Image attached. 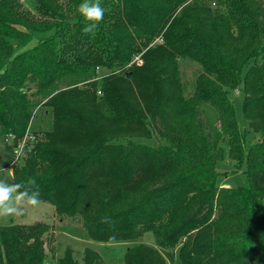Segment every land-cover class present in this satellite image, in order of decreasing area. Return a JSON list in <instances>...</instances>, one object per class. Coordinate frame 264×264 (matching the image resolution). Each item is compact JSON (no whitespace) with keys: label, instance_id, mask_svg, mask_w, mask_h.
<instances>
[{"label":"trees","instance_id":"16d2710c","mask_svg":"<svg viewBox=\"0 0 264 264\" xmlns=\"http://www.w3.org/2000/svg\"><path fill=\"white\" fill-rule=\"evenodd\" d=\"M30 2L0 0V133L33 136L11 182L34 178L94 241L133 242L123 264H264V0H101L89 33L82 0ZM180 58L199 66L188 95ZM40 106L51 126L29 132ZM226 156L247 184H216ZM51 231L0 225V264H48ZM54 264L104 262L66 247Z\"/></svg>","mask_w":264,"mask_h":264},{"label":"rangeland","instance_id":"374dc122","mask_svg":"<svg viewBox=\"0 0 264 264\" xmlns=\"http://www.w3.org/2000/svg\"><path fill=\"white\" fill-rule=\"evenodd\" d=\"M24 8L31 9L30 0H19ZM52 32V30H50ZM46 34V33H45ZM42 33H34L32 39L28 41L21 49L31 48L41 37ZM40 37V38H39ZM157 42V41H155ZM141 53H137L132 57L128 65L135 64L141 65ZM199 66L195 62L189 61L186 58H180L178 64V71L185 86V94L191 93L193 82L198 73ZM98 71V81L102 77L101 74L109 72L107 69L100 68ZM118 71V70H117ZM245 71V69H244ZM229 98L234 106L235 118L239 128L247 127L246 141L254 142L258 139L247 124L243 121L241 101L243 98L242 86L229 90ZM46 107L40 106L33 114L30 123L29 132L33 130L47 129L51 126L50 115L45 112ZM12 136L2 135L0 133V180H7L11 182V172L14 164H22L25 150L31 146L33 136L23 135L12 142ZM14 143V144H13ZM15 150H17L15 152ZM234 161L225 157L223 160L216 162V170L219 174L216 177V184L219 186H238L247 184L246 175L240 169H234ZM45 220L51 225L52 228V247L53 254L47 251L48 264H54L57 257L61 256L66 247L74 251V256L80 260V255L85 247H89L100 255L104 264H123V253L128 245L133 242L120 241V242H98L90 239L85 230L81 226L79 217L59 218L55 215L53 207L50 203L40 201L35 205H28L25 207L24 214L19 217H0V225L11 223H33L35 221ZM144 243L153 244L154 240L151 233H146L140 238ZM151 241V242H150ZM137 242V241H135ZM172 264H181L177 255L174 256Z\"/></svg>","mask_w":264,"mask_h":264},{"label":"clouds","instance_id":"9594fccd","mask_svg":"<svg viewBox=\"0 0 264 264\" xmlns=\"http://www.w3.org/2000/svg\"><path fill=\"white\" fill-rule=\"evenodd\" d=\"M80 16L87 23L83 31L92 32L104 18V8L101 0H82L78 7ZM40 189L34 178L26 182L9 183L0 180V217H19L24 214L25 207L35 205L40 198Z\"/></svg>","mask_w":264,"mask_h":264},{"label":"built area","instance_id":"2783aa9c","mask_svg":"<svg viewBox=\"0 0 264 264\" xmlns=\"http://www.w3.org/2000/svg\"><path fill=\"white\" fill-rule=\"evenodd\" d=\"M17 150H15V152H16Z\"/></svg>","mask_w":264,"mask_h":264},{"label":"crops","instance_id":"0c3cea01","mask_svg":"<svg viewBox=\"0 0 264 264\" xmlns=\"http://www.w3.org/2000/svg\"><path fill=\"white\" fill-rule=\"evenodd\" d=\"M151 242V241H150ZM115 243V242H114Z\"/></svg>","mask_w":264,"mask_h":264}]
</instances>
